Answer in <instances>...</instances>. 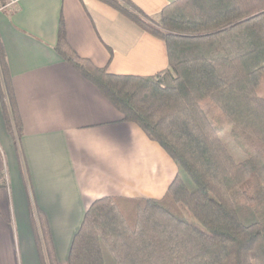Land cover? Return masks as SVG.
Returning <instances> with one entry per match:
<instances>
[{
    "label": "trees",
    "instance_id": "16d2710c",
    "mask_svg": "<svg viewBox=\"0 0 264 264\" xmlns=\"http://www.w3.org/2000/svg\"><path fill=\"white\" fill-rule=\"evenodd\" d=\"M99 1L161 39L168 68L149 77L108 74L74 53L62 22L55 51L180 174L159 200L94 201L67 264H105L104 248L116 264H264V0H175L157 19L127 0ZM0 109L17 144L21 125L1 42ZM226 132L242 161L224 144ZM4 182L0 172V190ZM36 222L41 264H57L41 213Z\"/></svg>",
    "mask_w": 264,
    "mask_h": 264
},
{
    "label": "crops",
    "instance_id": "0c3cea01",
    "mask_svg": "<svg viewBox=\"0 0 264 264\" xmlns=\"http://www.w3.org/2000/svg\"><path fill=\"white\" fill-rule=\"evenodd\" d=\"M127 1L157 19L175 0ZM60 22L74 53L108 74L149 77L168 68L161 39L99 0H22L0 12V42L21 125L16 144L0 109V264H41L38 213L57 264H67L94 201L159 200L180 174L56 53Z\"/></svg>",
    "mask_w": 264,
    "mask_h": 264
},
{
    "label": "rangeland",
    "instance_id": "374dc122",
    "mask_svg": "<svg viewBox=\"0 0 264 264\" xmlns=\"http://www.w3.org/2000/svg\"><path fill=\"white\" fill-rule=\"evenodd\" d=\"M222 140H223L224 144L226 145L228 151L231 153V155L235 159V161H237V162L242 161L243 160L242 153L231 142L227 132L222 135ZM188 184H189V182H188ZM188 187L190 190H192L193 189V183H190L188 185ZM180 209L183 211L186 219L192 225L198 227L199 229H202V226L190 215V213L183 206H180ZM103 257H104L105 264H115V263H113L114 261H113L112 256L110 255V253L105 248L103 249Z\"/></svg>",
    "mask_w": 264,
    "mask_h": 264
},
{
    "label": "built area",
    "instance_id": "2783aa9c",
    "mask_svg": "<svg viewBox=\"0 0 264 264\" xmlns=\"http://www.w3.org/2000/svg\"><path fill=\"white\" fill-rule=\"evenodd\" d=\"M22 0H0V12L8 11L10 8L14 7Z\"/></svg>",
    "mask_w": 264,
    "mask_h": 264
}]
</instances>
